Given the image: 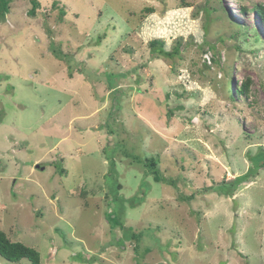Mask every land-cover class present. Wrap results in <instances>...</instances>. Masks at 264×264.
<instances>
[{
	"label": "rangeland",
	"instance_id": "374dc122",
	"mask_svg": "<svg viewBox=\"0 0 264 264\" xmlns=\"http://www.w3.org/2000/svg\"><path fill=\"white\" fill-rule=\"evenodd\" d=\"M38 1L0 22V231L40 264H264V0Z\"/></svg>",
	"mask_w": 264,
	"mask_h": 264
},
{
	"label": "trees",
	"instance_id": "16d2710c",
	"mask_svg": "<svg viewBox=\"0 0 264 264\" xmlns=\"http://www.w3.org/2000/svg\"><path fill=\"white\" fill-rule=\"evenodd\" d=\"M30 9L27 11V16L35 17L37 14L38 9L40 8V3L38 0H29ZM246 9L240 7V11H245ZM253 12H256L259 16V20L264 28V6L263 5H256L252 8ZM9 13V0H0V22L5 19L7 14ZM60 19L64 17V12L59 11ZM101 39L98 40L100 42ZM149 49L153 54H156L163 58H172L173 52H168L165 50L163 43L157 40L149 42ZM51 52L55 55L56 58L59 59H67V56H63L62 53H58L55 50H51ZM67 57V58H66ZM70 78H72V74H68ZM248 88L246 84L240 86L237 90V94L240 96L247 95ZM157 163L156 160L153 158H149L145 161L144 167L147 170L149 175H152V178L156 182H163L166 184H170L175 186L173 180H165L162 178L160 171L156 167ZM60 173H64L63 170L59 171ZM248 179V176L244 175L234 179L232 182L225 183L222 181L215 186H212L210 189H214L220 195H224L226 197H231L235 193L237 187L243 182ZM132 239L135 238V235L131 236ZM136 248V247H135ZM0 258L3 260L10 262V263H19L21 260H27L30 264H40V254L37 250L28 247L20 242H12L10 241L4 232L0 231Z\"/></svg>",
	"mask_w": 264,
	"mask_h": 264
},
{
	"label": "water",
	"instance_id": "95a60500",
	"mask_svg": "<svg viewBox=\"0 0 264 264\" xmlns=\"http://www.w3.org/2000/svg\"><path fill=\"white\" fill-rule=\"evenodd\" d=\"M36 168H38V166H36ZM42 170L44 169V168H41Z\"/></svg>",
	"mask_w": 264,
	"mask_h": 264
}]
</instances>
